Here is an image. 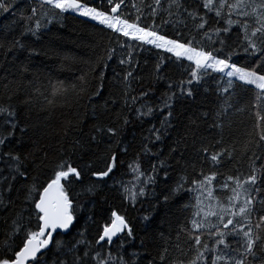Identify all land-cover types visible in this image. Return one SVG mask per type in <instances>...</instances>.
<instances>
[{"label":"snow or ice","instance_id":"6c2138e0","mask_svg":"<svg viewBox=\"0 0 264 264\" xmlns=\"http://www.w3.org/2000/svg\"><path fill=\"white\" fill-rule=\"evenodd\" d=\"M18 2L0 0V13L19 15L13 25L23 22L11 39L8 33H15V28L6 27L0 49L5 59L9 53L26 54L19 64L21 73H30L32 58L41 55H54L69 70L81 62L35 45L50 25L63 27L69 13L117 34L115 43L127 49L128 57L120 58V65L132 63L134 46L128 41L140 50L150 46L147 50L170 55L158 56L149 86L139 92L132 82L143 78L127 67L119 81V100L113 95L105 98L108 85L103 68L113 59L115 47L89 63L79 83L65 86L49 81L47 94L40 93L46 105L41 110L57 103L75 108L53 152L40 143L43 133L38 126L30 128L20 121L18 108L10 103L15 93L7 96L9 102H0V223L4 226L0 264H141L147 258V238L136 246V233L121 210L112 209L91 238L87 224L78 228L85 207L82 198L96 197L110 180L122 204L133 208L143 203L142 198H149L153 208H166L178 197L190 196L182 205L187 216L176 237L177 241L181 233L187 237V250L177 243L173 247L181 257L169 259V247L164 246L158 253L159 264H264V0H140L131 5L134 18L125 14V0H106V4L100 0L99 6H90L88 0H26L23 10L17 8ZM165 25L175 34L162 30ZM167 61L183 69L186 77L175 82L167 78V91L154 101L152 85L166 80ZM212 73L217 74L212 79L217 81L219 102L214 110H193L181 127V109L195 102L196 86L207 83ZM238 87L252 97L239 107L233 103ZM31 103V99L23 101ZM118 103L119 110L109 106ZM125 109L140 123L159 117V126L147 129L128 161L124 136L132 120ZM232 109L247 112L252 120L239 149L235 143L225 144V130L231 128L225 117ZM109 113L114 118L104 119ZM202 123L216 134L201 132ZM30 131L36 135L30 136ZM174 132L176 138L165 155L160 145ZM70 133L79 135L70 137ZM25 136L32 142L26 151ZM189 140L192 151L184 159L181 146L186 149ZM173 160L181 165L175 178L169 172ZM225 160L234 161L227 175L219 171ZM122 168L126 169L122 175L129 178L113 180ZM157 185H162L159 194ZM89 203L94 206L95 200ZM151 219V212L142 217L144 222ZM87 221L96 223L91 214Z\"/></svg>","mask_w":264,"mask_h":264},{"label":"trees","instance_id":"16d2710c","mask_svg":"<svg viewBox=\"0 0 264 264\" xmlns=\"http://www.w3.org/2000/svg\"><path fill=\"white\" fill-rule=\"evenodd\" d=\"M151 2V0H146ZM89 5L99 6L100 0H88ZM106 4V0H104ZM132 3H140V0H125V14L131 13L133 18L135 16V9L131 7ZM26 0H19L17 8L23 10L27 8ZM148 9H145V15H147ZM13 19L19 20V15L13 17L11 13H0V38L5 34L6 27L12 25L15 28V33L9 32L8 39H11L13 34L18 35L21 30L22 21L17 24H12ZM159 22V21H157ZM63 27L60 23H54L50 25L48 29L44 31L40 41H36L35 45L38 48L48 50L54 48L61 54H67L69 56L78 57L81 62L72 65L70 70L68 68H62L60 61L54 55H41L39 57H33L29 64L30 73H21L19 71L20 61L26 54H12L9 53L7 59L4 56V50L0 49V102L7 103V96L13 95L10 103L14 104L20 113V121L26 123L30 128L32 126H38L43 133V138L40 140L42 145H45L50 152H53L58 147L57 141L61 140L64 131V122L67 119L75 116V108L69 103L64 106L61 103H57L52 108L46 111H42V106H45L44 97L40 93L49 91V81L52 83L63 82L65 86H69L75 83H79L78 77L87 72L89 69V63L94 62L98 56H103L105 50L109 47H115L116 52L113 53V59L107 61V66L103 68L106 77V83L108 90L105 92V98L110 95L116 96L119 100V94L121 91V85L119 81L124 75V71L127 67L134 69V75L140 76L143 79L141 81H133V88L136 92L141 90V87L149 86V77L154 70L157 63L158 56H169L170 54L159 52V50H147L150 46H144L145 50H140L135 47V42L128 41V44L134 46L132 55V63L130 65H120L119 59L127 57V49L120 48L115 43L116 35L111 33L110 30L104 29L103 26L97 23L85 19L83 17L76 16L73 13L66 14V18L62 21ZM167 31L169 35H174V31L170 26L165 25L162 29ZM110 38L111 42H110ZM121 41L125 38L119 37ZM175 58L173 57L172 60ZM185 64L188 62L185 61ZM166 70V80L152 85L154 90L153 100L155 101L163 92L167 91V78H171L172 82H175L182 77H186L183 73V69L171 65V61H167L164 64ZM120 76H117V73ZM217 74L212 73L211 76L206 77L207 83H201L196 87L199 89L195 102L190 107L181 109L180 122L181 127L187 123L186 117L191 115L193 110H210L215 108V105L219 102L215 89L217 88V81L212 79V76ZM131 79V78H130ZM8 85L5 88V85ZM208 88V92H204V88ZM18 89V92H17ZM39 90V91H37ZM237 95L233 98V103L237 107L247 104L251 100V93H245L241 88L236 89ZM135 94V93H133ZM26 99H31V105L23 104ZM103 103V101H100ZM119 110V103L116 106L109 105ZM125 112L129 115L132 123L128 126L124 140L129 147V152L125 161L130 160L138 151L140 147V140L143 135H147V129L152 127L153 124L159 126V117L151 118L150 122L145 120L140 123L136 120L135 114L125 109ZM114 118L112 113L104 119ZM226 122L231 123V128L225 130V144H233L239 149L242 147L243 142L247 139L246 133L251 130L252 120L249 118L247 112L239 113L234 109L230 110V115L225 117ZM87 131V129H86ZM201 132H211L214 136L216 133L214 130L207 129V126L203 123L200 128ZM19 135V133H17ZM30 136H35L33 132H29ZM79 133H70V137L78 136ZM175 132L171 137L166 138L165 142L160 145L163 148L164 154L168 152V145L172 144L175 140ZM25 143L22 146L23 150H28L31 147V140L29 136L23 137ZM70 139L65 143H70ZM182 151H185L184 159L188 158V153L192 151L191 140L185 149L181 146ZM176 159H181L180 154H174ZM239 155V153H237ZM184 159H181L183 164ZM173 168L169 169L171 178H175L181 170V165L176 164L175 160L172 161ZM234 161H227L220 165L219 171L227 175L233 170ZM3 165L0 164V167ZM144 167H148L147 160L144 161ZM126 169H121L117 173L113 180H119L121 178L127 180L129 177L123 176V172ZM218 179H221L218 177ZM215 183V182H214ZM162 185L156 186V192L159 194ZM219 195L223 197L224 193L219 192ZM95 200V205L89 203V200ZM143 203L137 204L135 208L122 204L121 198L117 187L112 186L110 180L108 185L98 192L94 198L84 197L82 203L85 205L84 210L80 213V224L78 228L88 226L89 238L95 235L99 225H102L110 214L112 209H119L128 218L133 226V230L136 233V246L139 245V241L142 237H146L148 241V248L145 251L146 259L141 264H149V261L156 257L155 264H159L158 253L164 247H169V259H176L181 257V252L173 247V245L179 243L182 248L187 250V237L181 233L179 241H177V233L180 227L185 223L187 213L183 210L182 205L190 199L188 194H184L173 201L168 207L153 208V202L149 198H142ZM151 212L152 219L149 222H144L142 217ZM94 215L96 223L93 224L87 221L88 215ZM2 223H0V239H2ZM165 237L167 240H165ZM129 250H133V245L127 246ZM167 264V261L165 262Z\"/></svg>","mask_w":264,"mask_h":264},{"label":"rangeland","instance_id":"374dc122","mask_svg":"<svg viewBox=\"0 0 264 264\" xmlns=\"http://www.w3.org/2000/svg\"><path fill=\"white\" fill-rule=\"evenodd\" d=\"M84 18V17H83ZM85 19H87V18H85ZM91 21V20H90ZM94 22V21H93ZM96 23V22H95Z\"/></svg>","mask_w":264,"mask_h":264}]
</instances>
